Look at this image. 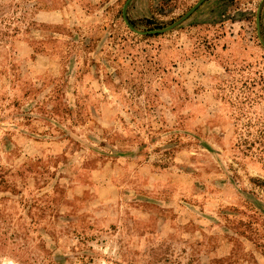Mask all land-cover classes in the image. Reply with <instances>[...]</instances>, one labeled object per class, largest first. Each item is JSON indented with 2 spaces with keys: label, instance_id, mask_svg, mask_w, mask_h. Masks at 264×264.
I'll use <instances>...</instances> for the list:
<instances>
[{
  "label": "rangeland",
  "instance_id": "obj_1",
  "mask_svg": "<svg viewBox=\"0 0 264 264\" xmlns=\"http://www.w3.org/2000/svg\"><path fill=\"white\" fill-rule=\"evenodd\" d=\"M198 1L0 0V264H264V0L125 22Z\"/></svg>",
  "mask_w": 264,
  "mask_h": 264
},
{
  "label": "water",
  "instance_id": "obj_2",
  "mask_svg": "<svg viewBox=\"0 0 264 264\" xmlns=\"http://www.w3.org/2000/svg\"><path fill=\"white\" fill-rule=\"evenodd\" d=\"M201 1L203 0H199L195 5H193L180 19H178L177 21H175L174 23H172L171 25H169L168 27H165V28H162V29H152V30H147V31H140V30H137V29H134L133 27H131L128 22L125 20V22L127 23V25L132 29L134 30L135 32L137 33H140V34H148V33H154V32H157V31H165L167 29H170L172 27H174L175 25H177L180 21H182L185 17H187L194 9L197 5H199L201 3ZM124 10V9H123ZM125 19V18H124ZM256 25L258 27V13L256 15Z\"/></svg>",
  "mask_w": 264,
  "mask_h": 264
}]
</instances>
